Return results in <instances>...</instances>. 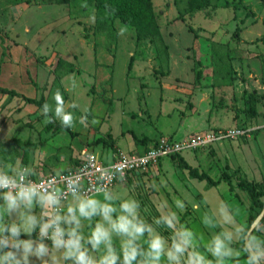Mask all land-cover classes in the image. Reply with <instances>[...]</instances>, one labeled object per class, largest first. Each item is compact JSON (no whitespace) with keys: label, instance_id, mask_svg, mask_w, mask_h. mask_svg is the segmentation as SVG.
<instances>
[{"label":"rangeland","instance_id":"rangeland-1","mask_svg":"<svg viewBox=\"0 0 264 264\" xmlns=\"http://www.w3.org/2000/svg\"><path fill=\"white\" fill-rule=\"evenodd\" d=\"M15 1L0 0L2 60L13 59L10 47L22 49L24 94L54 104L59 90L77 105L68 110L88 120L72 135L58 120L43 123L41 107L20 92L0 91V157L44 175L72 168L80 146L110 158L163 138L188 144L202 136L115 189L135 195L149 216L162 200L185 198L182 219L203 240L205 205L228 202L243 222L261 214L264 195L254 202L238 184L264 181V0H209L201 8L199 0ZM142 21L151 34L141 36ZM179 157L220 182L192 177Z\"/></svg>","mask_w":264,"mask_h":264},{"label":"clouds","instance_id":"clouds-1","mask_svg":"<svg viewBox=\"0 0 264 264\" xmlns=\"http://www.w3.org/2000/svg\"><path fill=\"white\" fill-rule=\"evenodd\" d=\"M52 99L41 107L43 123L86 125L87 115L69 111L77 105L59 90ZM96 173L88 181L62 168L39 179L34 166L0 157V264H33L32 257L41 264H264V216L243 222L228 202L205 205L203 240L182 219L185 198L162 200L159 214L149 216L135 195L115 189L113 181L125 176L119 164Z\"/></svg>","mask_w":264,"mask_h":264},{"label":"built area","instance_id":"built-area-1","mask_svg":"<svg viewBox=\"0 0 264 264\" xmlns=\"http://www.w3.org/2000/svg\"><path fill=\"white\" fill-rule=\"evenodd\" d=\"M204 137H196L192 143H184L181 141H170L165 138L161 139L153 146L141 151H121L110 158L102 157L92 151L88 146H83L80 152V162L77 166L68 169V172L83 173L88 181H94L97 175V168H105L111 164H119L125 171V177L135 173L138 170L145 169L150 166L158 164L163 158L177 155L187 146L194 147L205 139ZM55 172L39 175V179H46ZM123 178V179H124ZM118 181H113V185Z\"/></svg>","mask_w":264,"mask_h":264},{"label":"trees","instance_id":"trees-1","mask_svg":"<svg viewBox=\"0 0 264 264\" xmlns=\"http://www.w3.org/2000/svg\"><path fill=\"white\" fill-rule=\"evenodd\" d=\"M20 0H16L15 3H18ZM66 1H69V0H63V2H66ZM209 0H199L197 2V4H199V8L203 7L206 3H208ZM201 2V3H200ZM149 8H151V5L149 4ZM152 15V18L153 17V14ZM155 28H156V25L155 23L153 22ZM142 25H143V21H142ZM152 24L151 25H143V29H139L140 33H141V36H143V32L147 29H150V31L148 33H145V34H149L151 31H152V28H151ZM158 27L156 28V32L155 33H158L157 31ZM151 34V33H150ZM2 46L4 45V42L2 41L1 42ZM5 54V50L3 52V55ZM0 91L2 93H6V94H19L17 93L15 90H11V89H7V88H4V87H1L0 86ZM21 96H23V98L29 102V103H32V104H35V105H38L40 107H42V105L45 103V99L42 97L41 99H36V98H33V97H28L24 94H21ZM252 113L255 114V111L252 110ZM61 129H64V130H67L69 131L72 135H75V132H73L71 130V128H68V129H65L64 127L61 126ZM133 136L136 138L135 134H133ZM157 144V143H155ZM82 149V146H80L79 148V151ZM76 158V161H75V166H77L80 162V153L78 152L77 156L75 157ZM179 160H180V165L183 167V168H186L189 170V173L192 177L194 178H198L200 180H206L207 181V184L209 186H214L216 184H218L220 182L221 179L219 180H215L213 179L209 174L205 173V172H200L198 168L196 167H193L191 166L189 163H187V161L185 159H183V157H179ZM228 175H224V178L226 179V181H229L230 178L227 177ZM223 177V176H222ZM239 188H241L242 190L244 191H247L251 196L252 198L254 199V202H259V199L261 196L264 195V181H262L261 183L259 184H255L253 182H250L246 179L242 180L239 182L238 184Z\"/></svg>","mask_w":264,"mask_h":264},{"label":"crops","instance_id":"crops-1","mask_svg":"<svg viewBox=\"0 0 264 264\" xmlns=\"http://www.w3.org/2000/svg\"><path fill=\"white\" fill-rule=\"evenodd\" d=\"M2 48L1 43H0V49ZM12 48L10 51V57L12 58H7V60L3 61L2 56H3V48L1 51L0 55V86L11 89V90H16L17 92H20V94H24L26 92V89L24 87V83H28V76L27 72H23L22 74V64L21 61L23 59V52L22 49H18V47H10ZM18 57V59L16 57ZM14 85H19L22 88H16L13 87ZM24 87V89H23ZM25 91V92H24ZM23 92V93H22ZM25 95V94H24ZM77 118L80 117V114L75 113ZM79 125L81 130H85L86 125H82L79 122H77L72 129L77 130V126ZM127 144L130 146L129 142ZM80 148V147H79ZM133 149V148H132ZM79 150V149H78Z\"/></svg>","mask_w":264,"mask_h":264},{"label":"water","instance_id":"water-1","mask_svg":"<svg viewBox=\"0 0 264 264\" xmlns=\"http://www.w3.org/2000/svg\"><path fill=\"white\" fill-rule=\"evenodd\" d=\"M259 216H264V209H263V211L261 212V214Z\"/></svg>","mask_w":264,"mask_h":264}]
</instances>
